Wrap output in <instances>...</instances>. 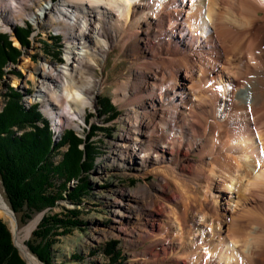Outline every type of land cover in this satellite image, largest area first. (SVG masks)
Segmentation results:
<instances>
[{"label": "bare ground", "instance_id": "obj_1", "mask_svg": "<svg viewBox=\"0 0 264 264\" xmlns=\"http://www.w3.org/2000/svg\"><path fill=\"white\" fill-rule=\"evenodd\" d=\"M44 1L34 21L67 42L64 65L33 69L56 127L83 120L114 47L135 65L120 86L127 128L107 156L157 180L116 190L101 236L144 245L145 264H264V0ZM41 2L0 0V28ZM0 208L26 264H41L26 244L38 220L18 229L1 191Z\"/></svg>", "mask_w": 264, "mask_h": 264}, {"label": "rangeland", "instance_id": "obj_2", "mask_svg": "<svg viewBox=\"0 0 264 264\" xmlns=\"http://www.w3.org/2000/svg\"><path fill=\"white\" fill-rule=\"evenodd\" d=\"M4 3L2 1V5L7 7L6 1ZM45 5H47V2L42 0L38 6L32 5L28 7L26 10L28 12L23 11L25 16L21 19L15 16L11 10L10 13L12 17H18V19H14L13 24L8 28H0V48L4 51L2 59L0 60V112H2L7 103L12 100L13 95L17 94L18 103L24 109L27 110L31 106H35L40 112L41 119H38L36 122L38 126L44 125L42 123L43 119L49 122L50 127L48 128L51 130L50 136L52 138V144H55L58 149L53 152L57 153L53 158L56 162L62 160V154L70 147L69 141L63 142V137L66 132L62 133L63 130L68 127H70L68 130L72 131L75 137L82 140L78 147L84 154L82 160H80L82 164L78 165V162H74L75 165L73 164L75 168L77 167V173L75 177L70 179L67 183L66 190L62 193L64 198L58 200L56 206L38 212L27 222H19L16 216L17 227L23 230L29 223L36 219L39 214H42V218L45 213L63 215L66 209H75L81 224L73 227L67 233L55 236L56 241L52 244L53 264L106 263L109 261V257L102 252L101 246L104 245L105 242L111 241L114 242L113 245L115 250L121 252V257L119 259L121 264H145L143 263L144 256H138L136 254L143 250L144 245L134 247L129 245L121 236H116L114 234L101 236V232L111 227L114 223L110 201L112 198H118V194L115 191L121 188L125 190L132 189L131 191H133L140 184H151L153 181L157 180V176L154 172L144 176L137 174L136 171H134V167H130V161H124L126 157L124 160H120L115 156L112 159H109L110 156H107L108 154L111 155V141L116 139L123 128H127V124L123 119L128 112V106L123 98L124 91L120 89V86L129 78L130 68L135 65L129 63V60L122 55L118 47H114L108 54L102 69H95L96 76L100 78L102 82V89L100 88V91L98 90V92L93 95V101L91 100L90 103L85 104L83 120L74 118L71 124H69L68 120L64 122L65 124L62 123L60 127H55L53 119L54 114L48 109L50 107L36 95L37 86L35 81L38 80L39 75L36 74L33 69L39 67L37 70H40V65L44 60H50L51 63L61 66L64 65L66 62L64 51L67 42L62 32L60 34V32H57L56 29L49 25L39 27L36 21H34L33 17L40 11L38 8ZM2 17L3 15L0 13V19ZM156 42L157 41L152 44V48H154V51L157 49L159 51L161 43L159 41ZM24 58H28V63L26 66L21 67L20 64L24 61ZM150 61L154 62L153 59L147 60V62ZM212 65L213 64L210 66ZM15 76L19 79L17 85L12 83L13 77ZM106 103L108 105L112 104L118 114L112 116L113 112L108 111L109 108L105 107L107 105ZM62 105H64L63 111L69 110L65 101H63ZM54 106L51 107L55 109V112L59 111L56 109V106ZM251 117L254 118V116L247 115L244 119L246 118L245 120L250 121L252 120ZM13 129L16 135H20L25 130L32 128L26 127L25 129H18L17 127H13ZM191 158L197 160L198 156L191 155ZM85 164L88 165V167H84ZM83 180L87 183L86 194L81 196L80 201L69 200L66 193L81 184ZM0 191L5 199L1 180ZM228 193L230 196L236 195L233 190H230ZM235 200L236 198L233 197V200L229 201V205L232 206ZM0 219L8 225L12 234L9 220L3 217H0ZM40 220H38L36 226L26 239L27 246L28 242L31 243L33 239L32 233L37 228ZM58 230H60V228ZM238 238L241 237L238 236ZM148 241L147 243H150L151 239ZM240 244L241 242L239 245ZM157 249L159 252H162L159 247H157ZM149 251H152V248L149 249ZM261 254L264 255V251H261ZM19 255L26 264L22 254L19 253ZM35 256L39 259L41 264H45L37 255ZM249 264H252V261H250Z\"/></svg>", "mask_w": 264, "mask_h": 264}, {"label": "trees", "instance_id": "obj_3", "mask_svg": "<svg viewBox=\"0 0 264 264\" xmlns=\"http://www.w3.org/2000/svg\"><path fill=\"white\" fill-rule=\"evenodd\" d=\"M3 54L4 51L0 48V60ZM17 98L18 95L14 94L12 100L0 112V180L5 199L22 223L30 220L38 212L56 206L57 201L64 198L62 193L66 190L67 183L77 173V167L75 168L73 164L75 165L74 162L82 164L80 160L84 152L78 147L82 140L67 130L63 142L69 141L70 147L62 154V160L56 162L53 158L57 153L53 152L57 147L52 144L48 122L43 119L44 125L38 126L36 122L41 119L38 109L35 106L24 109ZM105 107L113 112L112 116L118 114L112 104ZM13 127L32 129L16 135ZM86 166L88 167L85 164L84 167ZM86 184L83 180L66 193L69 200L80 201L81 196L86 194ZM77 215L75 209H66L63 215L45 213L32 233L31 243L28 242L31 252L43 263L53 264L52 244L56 241L55 236L67 233L80 225L81 221ZM113 244L111 241L101 246L102 252L109 257V261L102 264H121L119 261L121 252L115 250ZM0 264H25L13 244L8 225L2 219Z\"/></svg>", "mask_w": 264, "mask_h": 264}, {"label": "water", "instance_id": "obj_4", "mask_svg": "<svg viewBox=\"0 0 264 264\" xmlns=\"http://www.w3.org/2000/svg\"><path fill=\"white\" fill-rule=\"evenodd\" d=\"M10 207V206H9ZM1 209V208H0ZM9 212L11 213V215L13 216V218L16 220V222H17V219H16V215H15V213H14V211L11 209V207L9 208ZM41 216H42V214H39L38 216H37V220H40L41 219ZM12 235H13V241H14V233H13V231H12ZM14 244H15V241H14ZM15 246H16V244H15ZM17 247V246H16ZM17 249H18V251H19V253L21 254V252H20V250H19V248L17 247Z\"/></svg>", "mask_w": 264, "mask_h": 264}]
</instances>
